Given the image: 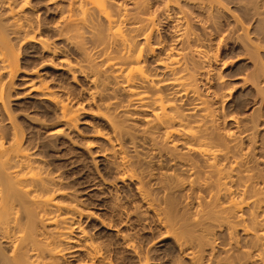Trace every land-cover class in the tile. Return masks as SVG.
Returning <instances> with one entry per match:
<instances>
[{"label":"rangeland","instance_id":"obj_1","mask_svg":"<svg viewBox=\"0 0 264 264\" xmlns=\"http://www.w3.org/2000/svg\"><path fill=\"white\" fill-rule=\"evenodd\" d=\"M69 1H29V7H25L26 16L36 23L43 24V35L46 36L44 38H48L50 46L57 49V55L43 51L42 47L34 42L23 40L20 34H10V44L20 55L19 71L12 84L8 74L3 72V82L7 84L5 95L6 91L9 93L5 100L8 111L22 127L25 137L29 138L30 147L33 148L31 152L33 151L40 167H44L40 169H44V174L50 172L52 177H57L59 187L64 189L66 195L58 194L57 199L78 204L84 214L77 216L76 222L82 224V228L89 232L96 244L108 250L114 264H263L257 256L261 251L259 248L263 247L255 241L258 243L256 247L249 236L254 232V237L256 231L264 229V226L261 227L264 224V207L262 206L263 211L260 207L259 210L256 209L258 206L252 205L254 201L248 204L247 198L251 200L259 195L258 197L264 199L260 196L264 194V0H204V3L198 2L201 8L196 0H179L180 6L176 8H181L189 19L187 21L189 27L191 25V31L202 38L203 47H200L209 52L213 51L218 59L210 66L204 64L205 68L197 75V84L199 91L206 96L205 99H208L214 109L217 125L214 128L218 129L215 130V135L219 138H227L224 136L225 132L234 135L227 139L229 152H232L229 153L231 160H239L235 159L237 164L234 162L238 168H234L237 170H234L232 184L235 193L238 192L236 196L242 194L248 202L247 207L244 205L242 208L246 217L245 224L242 223L244 221L236 222L235 219L234 222L232 215L222 216L221 213L224 215L225 212H220L219 207H216V200H212L216 201V206L213 205L211 194L215 190L213 187H206L212 185L204 183L207 177H201L204 182L196 177L204 175L200 170L202 166L199 165H203V161H196L201 168L193 162L199 173L195 175L196 180L194 177H188L190 174L186 175L187 171L182 172L184 168L181 170L182 167L175 166L178 161L173 165L176 162L172 160L174 163L171 164L170 157H180L171 156L172 154L180 152L178 154L185 155L181 153L185 151L184 146L176 141L177 144L173 147L175 137L168 141L170 143L166 142L163 129V133L160 132L161 129H153L151 136L146 121L147 116L150 117L151 114L138 106H129L128 97L121 89L116 88L113 78H105L104 74L99 75L100 79L97 78L93 71L95 67L92 70L86 62L85 51L75 48V44H71L66 35L59 36L57 29H54L55 21L60 16L57 7L66 6ZM151 1L154 10L152 11L157 13L155 21H158L155 38L151 39V44L161 40L163 47L157 46V41L155 47L152 44L154 53L147 55L146 67L163 77L164 69L158 62L169 47L177 44L174 42L175 38L173 40L175 34L172 33L175 23L167 20L166 12L161 10L165 0ZM15 2L21 6L24 0ZM2 5L3 3H0V21L7 23L8 9ZM86 33V43L93 40L90 37L97 39ZM138 41L144 40L139 37ZM90 44L94 43H88L87 53L93 55L94 51L96 53L99 50L91 48L93 46ZM62 58L77 71L72 73L66 70L65 64L60 61ZM98 66L101 68L102 64L98 63ZM30 72L33 76H36V72L41 74L60 99L77 113L78 121L75 127H67L59 122L56 104L43 99L37 91L30 90L27 79L24 78ZM35 83L38 81L35 80ZM105 83L109 86L108 90L104 89ZM107 97L113 103L116 100L113 106L117 108L105 110L103 105L109 101ZM191 98L193 99L192 96L187 98L190 99L188 102ZM185 105L184 108L187 109L189 104L188 107ZM105 111L108 114H105L106 118ZM231 117H237L234 120H240L247 127H241L240 124L243 129L238 130L234 121L230 120ZM111 120L119 123V129L115 132ZM7 121L9 122L5 118L6 126L9 124ZM55 128L61 129L59 135L51 133ZM169 146L177 147L178 151L175 152L173 148L170 150ZM119 147H122L121 152L130 160L128 169L120 165ZM167 152H171V155L168 156ZM191 155L189 157H193L192 160L199 158ZM123 171L135 173L139 178L137 180L144 179L145 183L141 181L142 185L145 184L142 188L144 187L155 200L154 206L161 212L160 222L154 211L147 210L138 193L137 186L139 187L141 182L139 184L135 179L137 177L132 181L128 177L123 180ZM148 173L153 175V180H148ZM191 178L194 179L192 183L195 185L189 183ZM197 179L202 181V185H206V189L196 182ZM199 185L204 187V190ZM208 202L218 209L210 208ZM210 210H213L212 213H209ZM253 210L255 217L258 216L256 219L259 218L253 223L258 228L256 231H252L254 227L251 230L250 227L254 225H251L253 221L248 217ZM255 210L259 211V214ZM214 212L219 213L221 219L219 215H213ZM226 214L229 215V212ZM229 217L233 222H230ZM223 218H226L227 222L226 219L223 221ZM229 222L233 225L240 224L232 225L236 226L233 228L231 224L226 225ZM242 224L243 228L247 226L250 229V233L244 234ZM71 231L73 240L64 245L66 249L62 258L66 264H78L88 258L85 252L76 249L75 238L80 235L78 229L73 228ZM0 248V251L6 250V254H10V246L2 240ZM1 258L0 255V264H6ZM146 258L149 261L146 262Z\"/></svg>","mask_w":264,"mask_h":264},{"label":"bare ground","instance_id":"obj_2","mask_svg":"<svg viewBox=\"0 0 264 264\" xmlns=\"http://www.w3.org/2000/svg\"><path fill=\"white\" fill-rule=\"evenodd\" d=\"M1 1L0 3H3L5 8L8 9L7 16H9V19L7 18V23L1 22L2 20L0 21V240L8 244L11 250L9 252L7 251L10 253L8 255L5 252L6 250L4 252L0 251L1 253L3 252L0 254L2 257L1 260L7 262L6 264H66L63 262L64 258H62V255L65 252L66 244L73 240L71 230L77 228L80 235L75 238V242L77 243L76 249L80 252H85L88 258V260H82L78 264H114L108 250L96 244L95 240L89 236V232L82 228V224L76 222L77 216L81 217L84 214L82 212L83 210L78 208V204H74L72 201L70 202L73 204L65 203L57 199L56 195L64 194V189L59 187L60 182L57 181L58 179L56 180L57 177H52L50 172H45L44 174V169H40L44 167H40L41 165L35 159L32 153L33 151L31 152L33 148L30 147L31 143L29 138L25 137V132L21 129L22 127L19 126L20 124L12 118L13 116L8 111V105L5 103V100L8 98L6 96L9 93L6 91L7 95H5V87L7 84L3 82V79H5L3 78V72L8 74V78L11 79L10 84H12L14 77H16L19 71V54L13 50L9 35L20 34L23 40L38 44L42 47L43 51L51 53L52 55H57V49H53L49 44L50 40L47 38L49 40L48 42L44 38L46 36L43 35V24L36 23L26 16L25 7H29L30 0H24L21 6L16 4L18 2H15L16 0ZM196 1L197 3L205 2L204 0ZM210 1L208 0L207 2ZM151 2V0H70L66 3V6L58 5L57 10L60 12V16L55 21L56 28L54 29H57L59 36L66 35L65 37L69 39L67 40H71V44L72 42L75 44V48L77 47V49L80 48L85 51L86 57H84L86 62L89 63L92 70L95 67L93 71L97 78L100 79L102 74H104L103 76L105 78H110L111 76L115 86H117L116 88L121 89L128 97L127 103L129 106L130 104L136 107L138 106L144 112L151 114L146 119L147 130L150 131L151 136L153 129L158 131L161 129L160 132L162 133L164 130L163 137L167 140L166 142L171 141L175 137L176 139L174 138L175 141L172 142V146H176V141L184 146L186 152L181 153L185 155L178 154L180 152L171 155L172 151L169 152L170 154L167 152L168 156L180 155L178 158L171 159L170 157L169 161L171 160V164L176 162L173 164L175 165L178 161L179 165L177 164L175 166L182 167H179L181 170L184 168L185 171L183 170L182 172L187 171L186 175L189 173L190 175L188 177H194L195 179V175L199 173L195 166L196 164L193 162L198 165V160L201 159L203 161V165H199L203 169H200L202 171L201 173L206 176L201 174L202 176L198 177L199 175H197L196 177L203 179V182L205 180L201 177H207L204 183L207 185L211 184L212 186L202 185V181L199 182L200 179H197L198 181L196 182H199L204 187L206 186L207 189L213 187L212 189L215 190L214 193H209L212 195L211 202H214L212 200H216L217 202H215L218 206L215 205V202L214 204L208 202L211 205L210 208H214L213 205H215L219 207L220 212H229V215H225V213L223 215L221 213L222 216L232 215L231 218H233V221L234 219L236 222L244 221L242 223L245 224L246 217L243 215L245 214L244 211L242 212L244 205L247 207L251 201H254V204H251L254 206L257 205L258 207L256 206L257 208H255L258 209L260 207L259 209L263 211L264 199L258 197L259 195L257 196L258 198L252 197L251 200L249 198H247L248 200L245 199L246 196L244 198L242 194L239 197L236 196L238 192L235 193L232 183L235 177L234 168H238L236 164L239 160L236 158H232L231 160L229 153L232 152H229L230 145L227 142V139L232 137L233 134L231 132V134L225 132L226 134L224 136L227 138L223 136V138H219V136L217 137L215 135L214 132L218 129H215L217 125L215 124L214 109L213 107L211 108L212 105L208 99H205L206 96L204 97L199 91L197 84V75L201 73L199 72L201 69L205 68L204 64L210 66L214 60L216 61L217 57L213 51L209 52L205 48L200 47L203 43L202 38L196 32L191 31V25L189 27V21H187L188 17L186 18V14L180 10L181 8L176 10L180 6L179 0H165L161 10L163 13L166 12L165 18L167 20L175 23L172 27V33L175 34L173 40L175 38L174 42L177 44H175L176 46L172 45L175 47H169L164 57L160 60L158 59V64L162 65L164 69L163 77L149 70L146 67L147 55L154 53L156 43L157 46L163 47L161 40H156V43L153 42L154 47L151 44L152 38H155L154 33L156 31V23L158 22L155 21V14L157 13L153 12V4ZM200 5L198 6L201 8ZM15 6L18 7L16 8ZM158 9L160 8L158 7ZM86 32L97 38L95 41L93 37H90L94 41L89 40L88 42L94 43L93 45L90 44L93 46L91 48L95 47V49L99 50L95 53L92 49L94 51L92 53L93 55L87 53L88 50L86 48L89 45L86 43V39H84L86 37L85 34H87ZM139 37L144 41H138ZM97 60L100 61L97 62ZM60 61L65 64L64 68L66 70L68 69L72 73L77 71L70 63H66V59L62 58ZM98 63L99 65L102 64L101 68L98 66ZM103 66L106 70H102V68L105 69ZM36 73V76H33L34 74L30 72L26 74L27 77H24L27 79L30 90L37 91L43 99H47L56 104L59 110V122H62L67 127H75L78 121L77 113L60 99L59 95L50 87L41 74ZM100 74L101 76H99ZM35 80L38 83H35ZM103 86L104 89L106 88L105 90L109 89L107 83L103 84ZM190 96L193 99L191 98L189 103L188 100L190 99L187 98H190ZM108 97L107 100L109 101L103 105L106 108L105 110L109 111L113 107L117 108V106H113L116 100L113 103ZM186 103L189 104V107ZM184 105L188 108L185 109ZM5 118L9 120V122L7 121L9 123L8 126L6 124L4 125ZM231 118L230 120L234 121L237 129H243L241 127L245 125L242 124L239 118L237 120L241 123L234 120L237 117ZM108 119L110 120L109 117ZM111 122L113 123L115 132L119 129L117 125L119 123L116 124L112 120ZM217 132L216 134H218ZM51 133L59 135L61 129L55 128ZM169 147L170 150L173 148L171 146ZM119 148L120 165L128 169L130 168L128 166L130 160L124 152H121L122 147ZM173 149H175V152L178 151L176 150L177 147ZM161 153L163 155V152ZM191 154L199 158L192 160L191 158L193 157H189ZM235 159L238 161L236 162ZM230 160L233 163L236 162V164H233ZM242 161L243 158L240 163ZM242 163L240 164L241 166ZM200 166L199 168H201ZM127 177L132 181L137 175L135 173L133 174V172L126 171L121 178L125 179ZM146 177L150 181L153 175L148 173ZM135 179L137 180L139 178L137 177ZM194 179L191 178L190 180L192 181H189V183H192ZM137 181L140 184L144 179L142 180L141 178V181ZM142 182L139 187L137 186L138 193L146 205L147 210L154 211L155 217L160 222L162 219L160 217L161 212L158 210L159 208L156 209L157 207L154 206L156 203L153 197L150 196V193H147L145 191L146 189H143L144 187L142 188L145 185H142ZM202 186L200 187L199 185L204 190ZM199 187L197 188L200 189ZM212 189H210L211 192L213 191ZM256 191L255 196L257 195ZM209 193L207 194L209 195ZM257 193L259 194L260 191L258 190ZM260 196L264 197V194H260ZM216 207L214 209H218ZM212 211L210 210L209 213H212ZM255 211L256 213L259 212L257 210ZM252 212L253 214L255 213L254 210ZM252 212L248 214V217H251L250 221H253L251 225H254V222L259 218L256 219L258 216L255 217V214L253 215ZM214 214L220 217L219 213L214 212ZM231 218L229 217V220L233 222ZM225 219L223 218V221ZM230 222L226 225H230ZM261 222L260 225L262 224ZM244 224L241 225V228H243ZM248 226L250 227V225ZM252 227H254L253 230ZM255 227L254 225L250 228L252 231L258 230ZM242 230H244V234L250 233V229L247 226H244ZM253 233L249 237L256 239L253 240L251 238L250 240L257 241L263 247L259 248L258 245L261 251L257 254L260 257L257 259L261 260L260 262H264V229L260 228L259 232L256 231L254 237L252 236ZM257 242L253 243L254 245L256 244V247ZM147 261H149L148 258H146Z\"/></svg>","mask_w":264,"mask_h":264}]
</instances>
